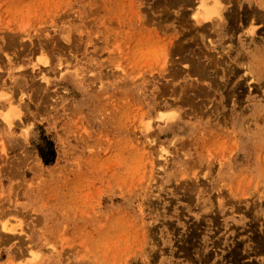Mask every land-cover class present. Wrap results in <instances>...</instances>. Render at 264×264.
<instances>
[{
    "label": "rangeland",
    "instance_id": "374dc122",
    "mask_svg": "<svg viewBox=\"0 0 264 264\" xmlns=\"http://www.w3.org/2000/svg\"><path fill=\"white\" fill-rule=\"evenodd\" d=\"M2 218L45 264H264V0H0Z\"/></svg>",
    "mask_w": 264,
    "mask_h": 264
},
{
    "label": "crops",
    "instance_id": "0c3cea01",
    "mask_svg": "<svg viewBox=\"0 0 264 264\" xmlns=\"http://www.w3.org/2000/svg\"><path fill=\"white\" fill-rule=\"evenodd\" d=\"M30 238L33 246L32 252H36V257L32 258L29 256L28 243L25 242V237L17 232H4L0 227V264H45L39 237L32 233Z\"/></svg>",
    "mask_w": 264,
    "mask_h": 264
},
{
    "label": "trees",
    "instance_id": "16d2710c",
    "mask_svg": "<svg viewBox=\"0 0 264 264\" xmlns=\"http://www.w3.org/2000/svg\"><path fill=\"white\" fill-rule=\"evenodd\" d=\"M39 154H40L41 158L43 159V161L45 163H50L52 161V159H53V154L52 153H51V155L46 156V155H44L43 151L40 150Z\"/></svg>",
    "mask_w": 264,
    "mask_h": 264
},
{
    "label": "bare ground",
    "instance_id": "6f19581e",
    "mask_svg": "<svg viewBox=\"0 0 264 264\" xmlns=\"http://www.w3.org/2000/svg\"><path fill=\"white\" fill-rule=\"evenodd\" d=\"M207 7H208V6H207ZM210 7H212V6H210ZM213 8H214V7H213ZM202 10H203V9H202ZM209 10H210L211 12L214 11L213 9H210V8H209L208 10H206V11L208 12ZM204 11H205V10H204ZM206 11H205V12H206ZM215 11H216V10H215ZM213 13H214V12H213ZM206 14H207V13H206ZM206 14H205V15H206ZM209 14H210V13H209ZM209 18H210V17H205V16H204L202 19H197V21H198L199 23H204L205 21H208ZM210 20H211V19H210ZM165 116H166V115H165ZM162 118H164V117H162ZM4 224H5V223H4ZM8 224H9V223H8ZM3 227H4V226H3ZM10 227H11V226H10ZM5 228H6V226H5ZM5 230H9V228H8V229H5ZM10 231H11V230H10ZM35 257H36V256H35Z\"/></svg>",
    "mask_w": 264,
    "mask_h": 264
}]
</instances>
